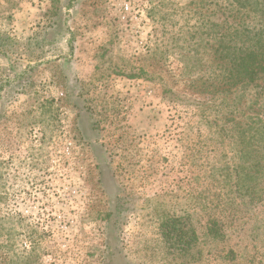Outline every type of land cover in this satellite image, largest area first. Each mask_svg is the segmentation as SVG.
<instances>
[{
	"label": "rangeland",
	"instance_id": "374dc122",
	"mask_svg": "<svg viewBox=\"0 0 264 264\" xmlns=\"http://www.w3.org/2000/svg\"><path fill=\"white\" fill-rule=\"evenodd\" d=\"M192 1L0 0L1 246L14 235L31 264H264V84L226 102L184 86L172 37Z\"/></svg>",
	"mask_w": 264,
	"mask_h": 264
},
{
	"label": "trees",
	"instance_id": "16d2710c",
	"mask_svg": "<svg viewBox=\"0 0 264 264\" xmlns=\"http://www.w3.org/2000/svg\"><path fill=\"white\" fill-rule=\"evenodd\" d=\"M187 13L195 23H188L172 39L181 40L179 77L188 90L212 98L218 95L217 100L226 102L228 95L237 91L244 95L248 88H258V82L264 84V0H193ZM244 124L235 121L234 129ZM240 137L244 139V134ZM240 152L243 163L236 166L237 186L242 172L245 180L253 178L251 151L245 146ZM14 240L9 234L7 244H0V251L4 249L0 264H31L36 251L23 262Z\"/></svg>",
	"mask_w": 264,
	"mask_h": 264
}]
</instances>
